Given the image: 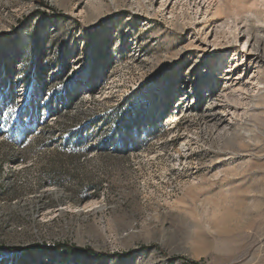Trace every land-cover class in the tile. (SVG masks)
Listing matches in <instances>:
<instances>
[{"label":"rangeland","instance_id":"obj_1","mask_svg":"<svg viewBox=\"0 0 264 264\" xmlns=\"http://www.w3.org/2000/svg\"><path fill=\"white\" fill-rule=\"evenodd\" d=\"M168 2L0 0V264H264V0Z\"/></svg>","mask_w":264,"mask_h":264},{"label":"bare ground","instance_id":"obj_2","mask_svg":"<svg viewBox=\"0 0 264 264\" xmlns=\"http://www.w3.org/2000/svg\"><path fill=\"white\" fill-rule=\"evenodd\" d=\"M173 0H171L172 2ZM171 2H168V3H171ZM165 6V5H164ZM163 7V6H161ZM247 44H245L243 46L244 48V52H245V56L243 60H245V63L242 65L243 68L245 66V64H248V65H259L261 64V60L259 59L258 55H257V47L254 45V44H249L248 41H246ZM233 54H231L232 56ZM232 58H235V57H232ZM227 59V57H222L218 60L217 64L219 66L221 65H230V61L227 59V62H224V60ZM242 66H239V63H237L236 61H234V63L231 65V66H225L226 69H224V71H222L220 77L221 80H224L227 83H235L234 86H238V90L236 91L237 93V97L235 96V101H233V106H228V107H225V108H222L223 111L220 112V114H222L223 116H225L227 118V122H224V121H221V120H217L216 117L218 114H216L217 111H219L221 108L219 107H212L210 109V113L209 114H206L209 118H212V121H214V124H217L219 125L221 128H220V132L222 131H228L232 122L235 121V118L238 116V114H240V111H243V108L246 107L244 103V100L241 99L240 97L241 96H245V92H247V90L244 92V88L247 86V84H242V80L240 77L238 78H235V72ZM258 67V66H256ZM246 68V67H245ZM206 71L204 68L202 69V71ZM247 72V71H246ZM204 74V73H203ZM242 75V73H241ZM240 75V76H241ZM243 79V78H242ZM253 82V81H252ZM258 82V81H257ZM257 84V83H256ZM252 86V85H251ZM258 86V85H257ZM250 87V86H249ZM253 89V88H252ZM253 92V91H252ZM255 92V91H254ZM234 93V92H233ZM187 94V93H186ZM233 98V97H232ZM240 98V99H239ZM243 98V97H242ZM247 99V98H246ZM190 100V97H185V96H182L181 98V101L182 102V107L183 108L186 104L190 105L191 104V101ZM241 107V108H240ZM191 108V109H190ZM193 111V108L192 107H189L187 108V110L184 111V108L183 109H180V112L182 113H189V112H192ZM247 112H254V110H250L249 107L247 106V108L245 109ZM245 113V111H244ZM242 115V114H241ZM216 126V125H215ZM227 133V132H226ZM181 148H183L181 146ZM181 148L178 150V153L181 152ZM220 161V160H219ZM95 209L98 208V206H95L94 207Z\"/></svg>","mask_w":264,"mask_h":264},{"label":"trees","instance_id":"obj_3","mask_svg":"<svg viewBox=\"0 0 264 264\" xmlns=\"http://www.w3.org/2000/svg\"><path fill=\"white\" fill-rule=\"evenodd\" d=\"M54 248V247H53ZM55 248H58L57 249V252H59V255L57 256V255H53V254H50L49 256H50V258H51V256L54 258V260H61V258L63 257V255L65 254L63 251H62V249L60 248V245H57ZM70 248V247H69ZM32 249H35V250H37V251H40V252H42V249H41V247H39V246H34V247H32ZM50 251H54V250H51V249H49ZM61 250V251H60ZM66 250V249H65ZM10 252H21V251H28V250H25V249H10L9 250ZM56 251V250H55ZM78 252H81L80 250H77ZM17 261V260H16ZM185 264H200V263H198V262H194V261H186L185 262Z\"/></svg>","mask_w":264,"mask_h":264}]
</instances>
